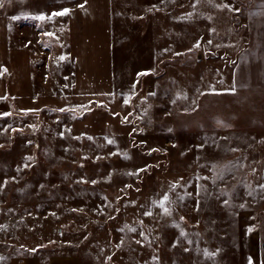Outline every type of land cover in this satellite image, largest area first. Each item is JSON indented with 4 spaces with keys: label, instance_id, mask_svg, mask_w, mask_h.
<instances>
[{
    "label": "rangeland",
    "instance_id": "obj_1",
    "mask_svg": "<svg viewBox=\"0 0 264 264\" xmlns=\"http://www.w3.org/2000/svg\"><path fill=\"white\" fill-rule=\"evenodd\" d=\"M113 5L92 101L0 98V264H264V0Z\"/></svg>",
    "mask_w": 264,
    "mask_h": 264
},
{
    "label": "crops",
    "instance_id": "obj_2",
    "mask_svg": "<svg viewBox=\"0 0 264 264\" xmlns=\"http://www.w3.org/2000/svg\"><path fill=\"white\" fill-rule=\"evenodd\" d=\"M65 9L68 14L54 16ZM113 9V0H0V68L5 69L0 76L7 77H0V98L9 96L17 109L28 112L60 108L64 101L69 105L92 101L94 51L107 52L112 83ZM41 16L44 19H38ZM51 19L60 20L52 23L54 30ZM46 33L63 35V41L47 43ZM57 48L64 50L71 68L69 85L61 75L50 74Z\"/></svg>",
    "mask_w": 264,
    "mask_h": 264
},
{
    "label": "water",
    "instance_id": "obj_3",
    "mask_svg": "<svg viewBox=\"0 0 264 264\" xmlns=\"http://www.w3.org/2000/svg\"><path fill=\"white\" fill-rule=\"evenodd\" d=\"M205 60H206V53L204 50V46L202 43H197L192 47H190L189 49H186L178 53L176 56L172 58L164 59L163 62L159 65V67H162V64L165 63H173L179 66H186V65L193 66Z\"/></svg>",
    "mask_w": 264,
    "mask_h": 264
},
{
    "label": "snow or ice",
    "instance_id": "obj_4",
    "mask_svg": "<svg viewBox=\"0 0 264 264\" xmlns=\"http://www.w3.org/2000/svg\"><path fill=\"white\" fill-rule=\"evenodd\" d=\"M80 7H83V5H81ZM69 9H65V10H63V12H61V13H56V14H54V15H66V14H68L69 13ZM38 19H44V17H38ZM167 196H165L164 197V201H167ZM160 206L161 207H164V204H163V202H161V204H160ZM165 212H167V209L165 208Z\"/></svg>",
    "mask_w": 264,
    "mask_h": 264
}]
</instances>
